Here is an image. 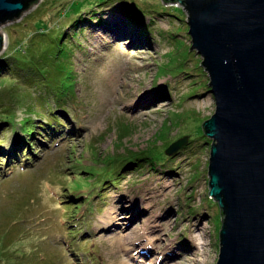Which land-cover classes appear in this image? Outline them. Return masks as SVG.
Segmentation results:
<instances>
[{
    "label": "rangeland",
    "instance_id": "rangeland-1",
    "mask_svg": "<svg viewBox=\"0 0 264 264\" xmlns=\"http://www.w3.org/2000/svg\"><path fill=\"white\" fill-rule=\"evenodd\" d=\"M99 1L41 0L0 29L7 35L0 61L26 54L32 39H42L34 31L47 26L68 32L61 46L72 62L64 63L66 86L58 92L13 84L20 102L14 116H0V264H217L223 218L209 196L212 140L203 130L216 101L203 59L191 50L187 13L180 4L153 9L145 39ZM81 14L93 21L78 30ZM10 77L0 76L2 100L10 98L2 92ZM60 108L67 111L62 127L49 131L44 119ZM24 120H34V136L21 132ZM185 136L189 143L167 156ZM151 152L157 165L138 160ZM125 161L136 164L123 170ZM68 220L87 231L75 253L60 236Z\"/></svg>",
    "mask_w": 264,
    "mask_h": 264
},
{
    "label": "water",
    "instance_id": "water-1",
    "mask_svg": "<svg viewBox=\"0 0 264 264\" xmlns=\"http://www.w3.org/2000/svg\"><path fill=\"white\" fill-rule=\"evenodd\" d=\"M41 0H0V29ZM187 13L216 101L203 130L212 140L209 196L221 210L217 264H264V0H163ZM7 35L0 30V56ZM185 136L166 150L174 156Z\"/></svg>",
    "mask_w": 264,
    "mask_h": 264
},
{
    "label": "trees",
    "instance_id": "trees-1",
    "mask_svg": "<svg viewBox=\"0 0 264 264\" xmlns=\"http://www.w3.org/2000/svg\"><path fill=\"white\" fill-rule=\"evenodd\" d=\"M119 0H101L99 1L98 6H107V5H114V9L117 11H120L124 15L123 17L127 19V21L130 22V26H132L133 29L136 31L139 29L142 33V36L144 35L145 39H148L149 35L152 34V28H151V22L154 21V17H151V22L147 24V16L150 14H153V9L163 10L166 9L168 6L166 4L162 3L161 0H157L156 3H149V2H142L141 0H121L120 3L122 6L117 8L116 3ZM76 2L74 3V5ZM93 8V7H92ZM117 8V9H116ZM53 9H56L54 7ZM106 11V9L104 10ZM75 13H80V11H74ZM169 14V17H174L172 13ZM66 17L68 15H65ZM122 17V16H121ZM92 18L89 17V19L85 18L80 15L79 19H76L74 21V28L77 29L79 26H88L92 23ZM90 23V24H89ZM78 27V28H79ZM78 30H82V29ZM41 31H34L33 38L36 36H40L41 40H35L32 39L30 42V45L28 46V50L26 51V54L24 51H20V54H7L4 56V58L0 61V76H9L8 87L4 88V91H6L10 98L8 100H2V96L0 93V116H8L11 118V116H14L13 112L15 113V106L17 102H20V100L16 101V97L14 95V91L16 90L15 86L13 84L21 83L22 81L28 80V85L32 88L34 87H45L47 89H52L51 92H58L59 90L65 88L64 84V78L65 74L67 72L66 66L64 63L72 64V62H69V53L71 51L67 52L64 51V47L61 46L62 40L66 39L67 36H69L68 32H66L65 29L62 28H52L49 30L47 26L42 27L41 29H38ZM71 37H73L72 34H70ZM62 52H65V55L63 56V61H60L62 57ZM49 58L52 62V66L49 68L48 66H45V63L41 58ZM46 61V60H45ZM46 73V74H45ZM24 74V75H23ZM13 76L14 80H17L13 83ZM47 79L45 82L41 81V79ZM27 82V81H26ZM30 89V88H29ZM5 96H8L5 94ZM46 97V96H45ZM49 98V97H48ZM62 112H67L63 108L52 110L49 114V117L47 119H44V123L50 130L54 131L62 127V123L60 122L61 119L64 117H61ZM10 114H12L10 116ZM66 119V118H65ZM34 121V120H33ZM33 121L31 120H24L23 124L20 127L21 132L23 135H27L29 137L34 136L35 132L32 130ZM11 125L12 131L17 130V123L14 120H8V122ZM40 128L42 126H39ZM57 127V128H56ZM45 128V127H42ZM46 129V128H45ZM10 130V129H9ZM47 131V132H49ZM61 133V132H60ZM50 137L54 134H49ZM28 144V143H27ZM26 144V145H27ZM28 146V145H27ZM146 152V151H144ZM157 156L151 154H148L146 158L138 159V160H145V162H150L152 165H157L156 159L153 160L152 157ZM29 159V157H28ZM137 159H134L135 161ZM133 161H125L123 163V170L125 166L127 168L131 164H136ZM131 170V169H130ZM10 171V169L8 170ZM124 171L119 172L117 174V178L120 180L122 178H125ZM88 174H92V172H88ZM108 186V185H107ZM107 186H104L107 187ZM62 193H65L67 196H70L69 199L75 200L78 204L83 201V195L77 194L76 192H72L70 188L63 187ZM75 220H68L66 221L64 225V230H62L61 237L64 238L65 236L68 237V241L63 240L65 245L67 246L68 251L71 249L73 251V247H77L80 245V243H85L86 241H82V237L84 234L87 233V231H83L82 229L78 228V225L73 222ZM70 223V226L68 229H65L66 224ZM87 238V237H85ZM84 238V239H85ZM79 240V243L77 242ZM70 248V249H69ZM76 251L74 250L73 253ZM15 259V258H14ZM82 264V263H81Z\"/></svg>",
    "mask_w": 264,
    "mask_h": 264
},
{
    "label": "bare ground",
    "instance_id": "bare-ground-1",
    "mask_svg": "<svg viewBox=\"0 0 264 264\" xmlns=\"http://www.w3.org/2000/svg\"><path fill=\"white\" fill-rule=\"evenodd\" d=\"M112 210L114 211V207H113ZM112 219H114V217H113V212L110 213V215L106 218V220H111V221H112ZM125 264H128V263H125Z\"/></svg>",
    "mask_w": 264,
    "mask_h": 264
}]
</instances>
